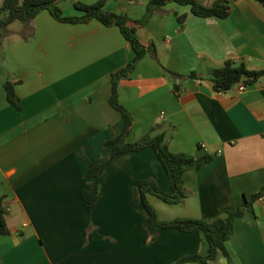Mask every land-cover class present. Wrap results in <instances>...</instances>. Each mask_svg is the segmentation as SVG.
Masks as SVG:
<instances>
[{
	"label": "crops",
	"instance_id": "obj_1",
	"mask_svg": "<svg viewBox=\"0 0 264 264\" xmlns=\"http://www.w3.org/2000/svg\"><path fill=\"white\" fill-rule=\"evenodd\" d=\"M149 2L106 0L105 8L140 20ZM63 3L66 16L83 14L76 0L70 14ZM138 36L155 44L157 58L147 55L119 81V102L135 119L129 141L163 135L173 153L218 154L184 174L182 203L149 200L165 221L225 218L228 207L264 186V76L244 92L236 84L218 93L210 74L230 59L264 70V6L234 0L230 15L220 19L170 3L138 26ZM133 55L118 27L61 23L48 11L29 25L13 22L0 36V196L10 229L0 236V264H174L207 254L196 232L165 229L152 240L138 185L152 179L166 192L171 187L151 148L119 156L100 179L95 208L83 205V191L96 186L90 164L109 159L105 142L124 129L109 102L111 75ZM162 66L184 77L173 81ZM7 81L15 84L21 110L7 99ZM226 246L232 264H264V198L235 220Z\"/></svg>",
	"mask_w": 264,
	"mask_h": 264
},
{
	"label": "trees",
	"instance_id": "obj_2",
	"mask_svg": "<svg viewBox=\"0 0 264 264\" xmlns=\"http://www.w3.org/2000/svg\"><path fill=\"white\" fill-rule=\"evenodd\" d=\"M61 0H4L0 6V36L5 35L8 27L15 21L25 25L31 24L36 16L42 11H48L52 17L61 23L82 24L91 20H97L106 27H118L126 41L133 49L134 55L123 68L111 75V96L110 105L117 110L124 122L123 131L116 137L107 140L105 147L109 148L111 155L103 163H91L88 176L94 178L96 186L92 190H84L82 202L86 210L92 211L101 195L100 179L106 170L121 155L130 152H141L151 148L157 154L162 166L168 176L171 191L166 192L152 179L142 180L138 185L140 203L149 214L152 240H155L160 232L165 229H176L181 232H196L202 235L208 244L206 255H186L174 264H186L196 262L210 264V262L222 257L227 264H232L230 253L226 243L234 233V223L237 218L242 217L246 211L260 199L264 198V186L250 198L245 197L238 206H230L227 209L225 218H218L211 221L194 218H176L173 220H161L156 208L151 204L149 197L155 196L168 204H180L185 199L184 174L193 169H200L204 164L211 163L217 159L218 154H205L202 157H195L185 153H173L168 148L163 135H147L142 140L130 142L129 137L133 130L135 119L133 115L119 102V81L127 78L134 71L137 64L147 55L157 58V51L154 43L148 45L142 43L138 36V26L146 24L150 18L162 7L170 3L181 6H190L194 15L202 18L225 19L230 15L231 3L234 0H213L211 6L203 4L200 0H150L146 12L140 20H132L128 15L108 11L105 8L106 0H100L94 4H85L81 1L75 3L82 15L66 16L60 6ZM264 6V0H256ZM183 22V18H178ZM168 76L176 81L184 76L162 66ZM264 76V70H251L244 63L236 64L233 60H227L223 66L213 69L210 79L213 88L218 93H225L231 90L236 84L245 82L251 84ZM195 80H202V77L195 73L190 74ZM176 93L179 91L177 84H174ZM5 90L9 103L17 110L22 109L21 99L18 96L15 84L7 81ZM8 211L4 206V199L0 196V236L10 234L7 223Z\"/></svg>",
	"mask_w": 264,
	"mask_h": 264
},
{
	"label": "built area",
	"instance_id": "obj_3",
	"mask_svg": "<svg viewBox=\"0 0 264 264\" xmlns=\"http://www.w3.org/2000/svg\"><path fill=\"white\" fill-rule=\"evenodd\" d=\"M237 85L239 86V91L240 92H244L247 89V84L245 82H243V81L238 83ZM161 117L165 118L166 117V113L162 112L161 113Z\"/></svg>",
	"mask_w": 264,
	"mask_h": 264
},
{
	"label": "rangeland",
	"instance_id": "obj_4",
	"mask_svg": "<svg viewBox=\"0 0 264 264\" xmlns=\"http://www.w3.org/2000/svg\"><path fill=\"white\" fill-rule=\"evenodd\" d=\"M62 1V0H61ZM60 1V2H61ZM72 1L73 0H63V6H64V8H65V11H66V13L67 14H70L72 11H71V9H68L69 8V6L68 5H71L70 3H72ZM79 0H76V2H78ZM82 2V1H81ZM84 3V2H83ZM68 6V7H67ZM152 204V203H151ZM153 205V204H152ZM154 206V205H153ZM162 220V219H161Z\"/></svg>",
	"mask_w": 264,
	"mask_h": 264
}]
</instances>
